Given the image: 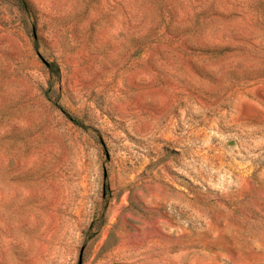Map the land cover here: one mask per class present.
<instances>
[{
    "label": "rangeland",
    "instance_id": "374dc122",
    "mask_svg": "<svg viewBox=\"0 0 264 264\" xmlns=\"http://www.w3.org/2000/svg\"><path fill=\"white\" fill-rule=\"evenodd\" d=\"M0 264H264V0H0Z\"/></svg>",
    "mask_w": 264,
    "mask_h": 264
}]
</instances>
